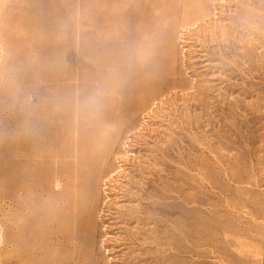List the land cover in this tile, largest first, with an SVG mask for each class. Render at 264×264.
Returning <instances> with one entry per match:
<instances>
[{"label":"rangeland","instance_id":"1","mask_svg":"<svg viewBox=\"0 0 264 264\" xmlns=\"http://www.w3.org/2000/svg\"><path fill=\"white\" fill-rule=\"evenodd\" d=\"M189 4L0 0V264H67L72 245L88 253L76 264H264V0H219L216 11ZM121 85L135 90L120 98ZM111 94L113 107L100 112ZM154 101L142 167L117 179L104 211L112 254L99 245L100 226L86 239L85 219L70 221L65 239L54 213L56 146L72 143L78 123L89 137L117 129L121 115L123 130L135 126ZM41 129L50 162L40 173ZM12 169L29 187L14 193L25 203L14 224Z\"/></svg>","mask_w":264,"mask_h":264},{"label":"bare ground","instance_id":"2","mask_svg":"<svg viewBox=\"0 0 264 264\" xmlns=\"http://www.w3.org/2000/svg\"><path fill=\"white\" fill-rule=\"evenodd\" d=\"M203 1H206L207 4H210L211 7L213 8V10H215V11H216V9L221 8L219 6V0H196V2H198V5L200 6L199 9H203L204 6H207V4L202 6ZM183 2H184V8L187 7L188 5H190L189 4L190 0H183ZM173 3L174 2H172L171 5H173ZM259 3H260V1H259ZM212 12H214V11H212ZM218 12H216V15L218 14ZM198 13H199V11H198ZM209 14L210 13L204 14V17H205V15L208 16ZM139 16L142 18L143 14L141 15V13H140ZM197 16H198V14H197ZM201 18H202V16H201ZM243 19L245 20V18H243ZM208 20H210V19H208ZM204 23H206V22L204 21ZM188 24H190V23H188ZM198 25H199V23H198ZM204 25L206 26V24H204ZM184 26H186V25H184ZM213 26H215V25L213 24ZM189 29H190V27H189ZM180 33H181V31H180ZM179 39L181 41H184L183 39H185V38H183V35H180ZM181 43H183V42H181ZM245 44H247V43H245ZM182 48H181V50H182ZM242 56H243V58L244 57L246 58L245 53H243ZM243 58H241V59H243ZM101 64L103 65L102 62H101ZM137 68L140 71H142L144 69L143 60L141 59V55H140L139 61L137 62ZM102 86L107 88L109 86V84L105 83V85H102ZM129 90H135V87L133 86L130 88L128 85L127 86L121 85V87L119 89L120 98H122L123 95H125ZM111 99H112V94L110 96H108L107 98H105L104 101H102L100 103V106H99V107H101L100 112L106 111L107 109H110L113 107V105L111 104ZM131 102H133V101H130V104H131ZM155 103H157V102L154 101L148 110L145 109V111L141 112L140 120H138L137 125H135V126H129L128 125L126 127V129L123 130L122 126L124 125L123 124L124 123V121H123L124 117H123V115H121V116H119L120 120L117 121L120 124L117 129H113L110 132L107 131L104 134H101V133L90 134V137H89V135H86V136L83 135V133H82L83 125L78 123V125L76 126V132L77 133L74 135L72 143L68 147L61 146L60 144H59L60 146H58V145L56 146L53 158H54V162H55L54 163V175H55V179L57 182L56 185L58 187V190L54 194V199H55L54 200V203H55L54 213H55L56 221H57V224H56L57 230L56 231L58 232V234L64 235L63 237L65 239L70 237L69 231L64 232V230H65L64 228H66V225L68 226L70 221L85 219V221L87 222L86 223L87 227H88L86 232H85L86 233V235H85L86 239L88 240V238H90V239L94 238L95 237L94 235L96 233L94 234L95 231H93V227H95L96 225L100 226L101 229H103L105 231L101 232V234H99L100 235L99 236V245L102 249L108 251L109 254H112V252L114 250V249H112L113 247L109 248V249H107L106 247L109 246V245L107 246L108 240H115V238H111V239L108 238L109 233L106 231V229L108 228V226L106 225V219H107L108 214H107V212H104V211L105 210L109 211L108 210L109 205L114 203L117 199L116 197H114L115 191L117 190L115 188L118 186L117 179H119V177H122V176L124 178H126V177H128V175L131 174L132 169H133V172H135L134 171L135 168L139 167L140 165L142 167V162H143L142 159H144V157H142V154L140 151V149H142L141 142L143 140H146V139H143L144 138L143 133H144V130L148 129L147 125H146L147 124L146 123L147 117L151 113L153 108H155V107H153ZM130 104H128L126 107H128ZM114 106L115 107L118 106L117 107L118 111H121V110H123V108H125V106H122V105L119 106V105L114 104ZM100 112L97 111V113H99V114H100ZM29 113H30V111H29ZM94 113L97 114L95 112V110L93 109L92 114H94ZM30 116H29V118H30ZM40 116H41V114H40ZM58 118H60V117H58V115L55 114V119L57 120ZM27 120H28V118H27ZM37 121H38V119H37ZM148 121H149V117H148ZM28 122H29V120H28ZM108 122H109L108 117L107 118H99L96 120V122L94 124H96L95 127L99 130L100 128L103 129L105 124H107ZM120 122H122V123H120ZM39 123L40 122H38V124ZM33 124L34 123H30L29 126H32ZM39 126H40V124H39ZM56 126L58 127V124H56ZM37 129H39V128H37ZM44 131H46V130L41 129V132L39 131L38 142H40V143L38 144L39 148L37 149V151L35 153L36 166L39 169L40 173L45 171L46 169H49V162H50V156L47 154V151L45 150V148L48 147L46 144L50 143V142H48L49 140L47 142L45 141L46 134ZM56 134H57V136H58V134H60L58 132V128H57ZM120 137H121V143L118 142ZM86 142L87 143L89 142V143H92V145H95V146H92L94 148H87V145L89 143L86 145ZM117 142L119 143V146L116 149V148H114V146H115V144H117ZM143 142H145V141H143ZM150 156H152V155H150ZM109 159H112V164L110 163V166H107ZM149 169L150 168H148V170ZM141 171H142V169H141ZM12 172H13V169L11 170L10 185L8 184L10 186V193L8 195V199H9V204H10V210H12V213L10 215V220H11L12 224H14L16 221L15 220L16 214L14 213L15 212L14 211L15 206L18 207V205H19L21 208L25 207L24 201H21V202H20V200L17 201L16 197L14 196L15 195L14 193L16 191H19L20 196H24L28 193L29 187H28V184L26 183V181L24 180V178L21 177L19 179H15L14 176L12 175ZM43 178H44L43 175L40 174V177L38 178V181L36 183L39 190H42L46 187V179L45 178L43 179ZM70 178H73L72 182H70V180H69ZM131 178H130V180H131ZM79 180H81V181L84 180V182H79ZM119 180H121V179H119ZM71 183L73 185H71ZM81 185H83L84 190L83 189L82 190L84 191V194H81L80 195L81 198H79L78 192H80V186ZM119 186H121V185H119ZM74 191L76 192V194H74ZM100 191H101V193L104 194V195L102 194L103 199L101 198ZM119 191H120V189H119ZM79 200L82 203L81 204L83 206L82 208L79 207L80 204L78 205ZM121 208H123V206ZM76 209L77 210L81 209L80 210L81 213L78 214L79 211H77ZM71 211H72V214H70ZM97 220H98V223H97ZM13 221H14V223H13ZM109 226H111V225L109 224ZM108 231H109V229H108ZM74 234H76V236H77L78 232H74ZM79 234H81V233H79ZM74 236L75 235H73V239H74ZM60 241H58V242L60 243ZM68 243H70V242L68 241ZM109 244H111V243H109ZM64 245H62L63 249H61L63 251H64V249L65 250L68 249V248H66L67 246L66 245L64 246ZM88 245H90V244H88ZM92 245H94V244L92 243ZM71 247H72L71 250H73V251L68 256L66 263L67 264H76L78 262L81 263V261H79L80 256L83 257L84 256L83 253L86 254L87 252L82 253V247L81 246H78V248H76V246L72 245ZM69 249H68V251H69ZM89 249H90V247H89ZM83 250H84V248H83ZM105 253H107V252H105ZM62 255L63 254H61V256ZM105 256H106V254H105ZM105 256H104V260H106ZM106 257H108V256H106ZM109 258H111V257H109ZM109 258H107V261H109L108 260ZM83 261H84V257H83ZM83 261H82V264H83ZM62 262L63 261L60 260V262H58L57 264H64ZM106 264H109V262H107Z\"/></svg>","mask_w":264,"mask_h":264}]
</instances>
